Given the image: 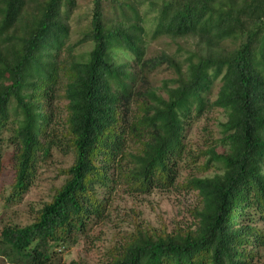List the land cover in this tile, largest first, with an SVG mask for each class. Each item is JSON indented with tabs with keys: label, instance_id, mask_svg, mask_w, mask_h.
<instances>
[{
	"label": "trees",
	"instance_id": "16d2710c",
	"mask_svg": "<svg viewBox=\"0 0 264 264\" xmlns=\"http://www.w3.org/2000/svg\"><path fill=\"white\" fill-rule=\"evenodd\" d=\"M62 3L0 0V152L2 143L14 147L10 197H23L38 153L46 157L54 146L50 104L61 72L67 78L61 139L73 154L61 171L63 184L33 221L0 229V257L8 264H60L55 248L75 244L91 222L104 220L118 175L141 190L171 186L186 122L205 110V94L220 78L210 107L227 112L226 150L209 151L207 165L219 164L221 173L187 181L200 203L195 225L172 233L136 228L106 264H255L264 248V0H178L161 8L162 33L196 41L184 65L166 60L176 78L165 97L137 87L148 62L140 19L127 3L114 2L120 16L113 20L103 0H92V48L61 67L68 34ZM227 41L233 49L223 46ZM131 141L133 153L126 151ZM126 157L132 168L123 175Z\"/></svg>",
	"mask_w": 264,
	"mask_h": 264
},
{
	"label": "rangeland",
	"instance_id": "374dc122",
	"mask_svg": "<svg viewBox=\"0 0 264 264\" xmlns=\"http://www.w3.org/2000/svg\"><path fill=\"white\" fill-rule=\"evenodd\" d=\"M108 19L120 16L119 9H113L115 1L127 3L134 7L143 28L142 45L144 58L148 62L145 80L137 87L155 89L165 97L164 90L171 86L176 78L174 70L166 61L173 58L180 64L188 55L196 52V41L191 39L168 38L158 28L161 8L173 5L178 0H103ZM228 2V0H216ZM92 0H63L61 15L65 19L68 34L60 54L61 67H68L72 60H83L92 48L88 40L92 13ZM128 15H132L127 9ZM130 17V16H129ZM227 41L223 44L228 49L234 45ZM182 65V67H183ZM56 87L54 100L50 104L53 116L49 123V133L54 146L48 156L38 153L37 164L28 191L20 199L10 197L13 183L14 147L1 144L0 164V229L4 226H25L30 224L36 212L48 203L65 180L62 170L73 162V154L61 139L66 129V104L62 96V87L67 78L62 76ZM220 78L216 79L205 94L207 107L199 115L191 114L183 131V150L175 168V179L171 186L151 185L147 190L135 187V181L125 180L119 175L111 184L112 189L106 194L107 209L105 218L100 222H91L84 234L77 237L75 244L55 248L60 264H106L114 251H118L129 235L136 228L141 230L165 231L167 233L186 231L196 223L194 211L199 207L197 192L187 188L191 178L210 177L221 173L219 164L209 161V151L214 148L223 153L226 146L221 143L223 125L227 121V112L210 105L216 100ZM12 118V117H11ZM10 118V119H11ZM3 134L2 137H7ZM136 145L127 143L126 151L133 153ZM135 148V149H134ZM122 164V174L132 168L127 159ZM128 160V161H127ZM258 226V225H257ZM261 227V225H259ZM264 230V227H261ZM255 264H264V248L258 252ZM0 264H8L0 257Z\"/></svg>",
	"mask_w": 264,
	"mask_h": 264
}]
</instances>
